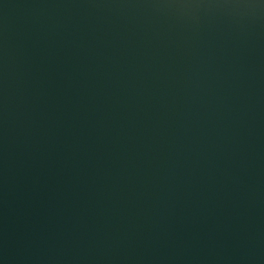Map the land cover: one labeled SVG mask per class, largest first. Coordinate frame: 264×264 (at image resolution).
Segmentation results:
<instances>
[{
    "label": "water",
    "instance_id": "1",
    "mask_svg": "<svg viewBox=\"0 0 264 264\" xmlns=\"http://www.w3.org/2000/svg\"><path fill=\"white\" fill-rule=\"evenodd\" d=\"M0 264H264V0H0Z\"/></svg>",
    "mask_w": 264,
    "mask_h": 264
}]
</instances>
